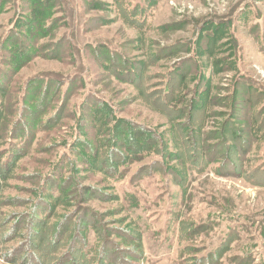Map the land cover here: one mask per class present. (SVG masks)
Here are the masks:
<instances>
[{"label": "rangeland", "instance_id": "obj_1", "mask_svg": "<svg viewBox=\"0 0 264 264\" xmlns=\"http://www.w3.org/2000/svg\"><path fill=\"white\" fill-rule=\"evenodd\" d=\"M107 51L130 62L126 77ZM50 77L74 79L57 120L64 88L42 98ZM0 86V154L20 155L0 183L3 252L42 260L49 246L48 264H84L80 246L87 261L108 244L102 224L117 254L103 264H264V0H0ZM95 100L154 131L157 153L102 173L81 107ZM30 206L44 223L32 237ZM83 209L100 222L76 245Z\"/></svg>", "mask_w": 264, "mask_h": 264}, {"label": "trees", "instance_id": "obj_2", "mask_svg": "<svg viewBox=\"0 0 264 264\" xmlns=\"http://www.w3.org/2000/svg\"><path fill=\"white\" fill-rule=\"evenodd\" d=\"M10 34V37L8 39V46L9 44H13L14 46L16 45L15 43V36ZM7 41V39H6ZM5 43V42H4ZM12 46V47H14ZM60 42H57L55 44V46H50L51 47V51H50V56H48L50 58V60L52 59H56L59 57V53H60ZM4 47V46H3ZM12 49V48H11ZM101 49H106L105 47H102ZM12 51V50H11ZM14 52V51H13ZM12 53V52H11ZM106 54L111 55V62L114 61H118L120 68L122 71H125V77L127 75L129 71L128 66L130 65V62H128V60L121 58V56H119L118 54H113V53H109V51L105 52ZM31 55H27L26 56V60L25 61H17L15 60L16 57L14 58L15 61L10 62V64H8V67L10 69H12L13 71H15L17 69V67L20 69L22 67H24L30 60H32V58L34 56ZM25 63V64H24ZM140 65H138L139 67ZM115 72V70H114ZM118 71H116V76L118 78L122 77L120 73H122L121 71H119L120 73H117ZM123 74V73H122ZM8 77V76H6ZM38 81H34L32 83L35 82H39ZM74 82V79H70V80H66L65 82L63 80H58L56 78H44L43 80V85L44 88L43 90H45L44 95H46V93H48V91L50 90V96H57L60 94L61 89L64 88V97H63V101L61 102L62 104L60 106H58L57 108H50V111L53 112V118L51 119H55L57 120L58 118H61L63 116V114L66 111V103H63L64 101H66L64 98H66V96L70 95V87L72 86ZM3 83H5V81H3ZM1 87V86H0ZM3 89V87H1V90ZM70 97V96H69ZM52 102V100H50V103ZM36 106H39L37 103H35ZM84 106H89V111H90V116H91V121L94 124V127H98V130L96 131L97 136H100L102 139L100 140L101 143V147L102 149L105 151V155L106 158L103 159L100 164L99 162H95L97 160V156L94 150H92V154H85V156L83 155V157L85 158V163L87 165V168L90 167L92 171L96 170V165H100L101 166V172L102 173H108L109 171H111V169H115V172H117V167L119 169L120 166L125 165L127 162L130 164L131 162L134 163V161H137L139 159V157L145 153V152H149L152 149H154L153 152L157 153L156 149V140L157 138L154 137V135L156 136L154 131H149L147 129H144V127L138 125V124H133V122L124 120L123 118H120L116 115V113L114 112V110L109 107L104 101H98L95 100L93 101V103H82V109H84ZM51 107V106H50ZM241 112V110H240ZM41 115V114H40ZM88 120V118H87ZM89 121V120H88ZM82 127V126H81ZM12 130V129H11ZM114 132H116L117 134H114ZM21 138L20 136L18 137V139ZM161 138V137H159ZM237 140L241 142V149L242 152L244 154L249 153L247 152L248 149L246 150L248 144H247V140H243L242 138H240L239 136H237ZM236 142V141H235ZM237 144V142H236ZM247 144V146H246ZM75 145H81V143L79 141H76ZM155 147V148H154ZM249 148V146H248ZM109 151H113L111 153L108 152ZM83 153V151H81ZM218 152H222L219 150H215L214 153H218ZM98 153V152H97ZM142 153V154H141ZM198 153V152H196ZM91 156V160L86 159L88 156ZM20 156V155H19ZM19 156H15V157H10L7 160H3V154H0V183L3 181H7L11 171L14 169V163L15 160L19 158ZM99 156V153H98ZM130 157V158H129ZM129 158V160H128ZM116 160V161H115ZM223 160V159H222ZM231 160V159H230ZM110 161H114L115 164L114 166L112 164H110ZM223 163H226V161L223 160ZM105 165V167H104ZM104 167V168H103ZM115 167V168H114ZM53 184H51L50 187H52ZM105 191H107L106 188H104ZM59 196H62L65 193V190H63V188H59ZM89 198V197H87ZM88 201V200H86ZM0 206H1V201H0ZM32 206V204H31ZM30 206V209L28 211V213H26V215L24 216L25 219H27V228L25 231H28V234L32 237V236H38V226L40 225V227L44 226V223H41L38 214L35 213L34 214V209H32ZM83 213H85L83 216L81 213H79V217L80 219L84 220V225H80L78 226L79 229V234L77 236V241H76V245H81L82 243L85 244L87 237H88V232L90 231V225L93 222H100V218L97 216V214L95 212H92L91 210H82ZM2 219L3 217L0 215V257L3 260V262L8 263V264H48V250L50 249V247L48 246L44 251L45 253V259H37L35 258V256H29L27 258H25V256L23 258L19 257L21 255V253L23 254V249H21L20 251H13L8 253L7 251L3 252L4 245H6V233L3 234L2 230H3V224H2ZM21 223V222H20ZM64 224V222H63ZM22 225V224H21ZM21 225H16L13 224V226L10 229L9 234L13 237V236H17L20 235L21 238V234H19L18 232L20 230L23 229V227ZM65 225H69V224H65ZM18 226V227H17ZM92 231L97 235L98 238L102 239L104 242L108 241V244L111 243V239L109 238V240H106V234H107V230L105 231V229L103 228L102 224H100L99 228H94L92 227ZM67 231L63 232L61 239H63V237H65ZM113 234V233H112ZM115 234V233H114ZM140 234V233H139ZM108 244H104L103 247L99 249L98 253L95 254L96 258H90V260H85L84 255L87 256V253H84L83 251H81V246L80 248H78L77 250L80 251V254L82 256V258H84V264H88V262H93L96 261V264H103V262L105 261V259H108L109 256L107 254L108 251H113V256L117 255L116 252L114 251L113 246H108ZM112 244V243H111ZM30 249V248H29ZM32 250L34 252H38V249L36 248H32ZM76 250V251H77ZM30 252V250H26L25 252ZM24 252V253H25ZM96 253V250H95ZM44 257V256H43ZM68 258H72V260L75 259V257H67L65 258L61 264H65L67 263ZM77 258V257H76ZM44 260V261H43ZM76 262H73V264H75ZM108 263L111 264V261L108 260Z\"/></svg>", "mask_w": 264, "mask_h": 264}]
</instances>
